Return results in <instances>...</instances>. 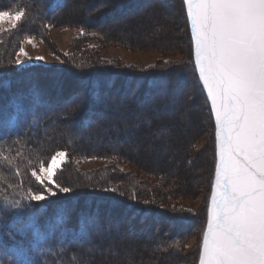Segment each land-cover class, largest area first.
<instances>
[{"label":"trees","instance_id":"1","mask_svg":"<svg viewBox=\"0 0 264 264\" xmlns=\"http://www.w3.org/2000/svg\"><path fill=\"white\" fill-rule=\"evenodd\" d=\"M75 1L78 0H0V11L23 9L25 12L24 21L15 32L12 31L7 36V43L0 48V264H3V253L16 239H19L14 233L15 226L28 223L32 213L37 209L39 218L36 227L47 239L46 248L48 249L34 253L37 264H101L98 261L102 259L100 256L106 255L115 243H117L116 246L121 243L127 249L131 248V242L137 245L138 252L145 251L143 246L152 251L155 257L164 255L166 258L169 254L178 252V244L188 236L191 230L189 225L193 224L189 220L169 214L165 208L142 202L139 197L137 198V194L129 195L128 193L131 192H127L126 182L120 178L122 176L120 173L117 175L116 170L110 172L111 178L109 170L103 175L97 174L100 175L99 178H96V173L88 175L79 173L85 176L82 180L83 177L70 168L69 163L65 166L64 172L69 170L70 177L74 175L77 183H73L72 179L58 182L61 186L70 188L69 193L57 191L55 197H50L48 201L41 202L39 205L34 202L29 205L28 201H22L25 207L20 211L9 207V202L20 199L22 189L38 190L40 188L30 178L29 170H27L33 168L37 160H48L54 151L65 149L78 157L114 156L126 161V143L131 140L130 132L146 126L151 127L154 117L158 119L156 111L154 114H146L147 117L143 122H140L141 118H138L139 120L134 118L135 123H129L134 127L126 134V122L121 121L120 118L126 116L127 107H131V115H135L143 112L139 110L141 100L142 102L155 101L158 107L154 108L155 110L165 109V104L169 102L177 104L180 101V94V97L178 95L176 97L173 93L179 90L178 88L175 90L176 79L183 81L185 77L181 75L177 65L161 66L146 72L130 69L117 71L95 60H89L91 64L89 66L68 61L60 67L50 69L43 67H32L20 71L13 69L11 66L13 52H9L5 46L10 45L14 49L15 41L21 39L20 36L36 35L34 31L37 27L40 28L38 35H44L47 24H59L58 21L64 24V17L60 16L70 10ZM172 1L167 0L164 3L163 0H88L87 5L83 1L81 4L85 5L88 14L83 22L78 24L86 32L96 34L100 32L104 36H110L105 30L110 28L109 25L120 23L118 21L124 24L131 17L142 20L160 8L158 7L160 4L166 5ZM174 1L182 6L185 14L182 1ZM90 10L93 11L89 12ZM69 17L66 16L65 19H71ZM111 20L112 24H109ZM185 21L187 24L186 14ZM24 29L31 32L19 35ZM190 50L192 52L191 42ZM193 72L195 73V70ZM62 75L63 80L66 77L70 78L69 82L79 86L78 89L75 87L62 89L63 85L61 87L58 85L60 87L58 89L57 86L54 88L53 84H51L55 89L53 91L44 87L49 84L50 79H58ZM45 78H48L47 81H43ZM196 83L201 91L199 94L205 98L198 78ZM129 89L133 90L131 95L127 93ZM62 90L64 93L66 91V94H63ZM168 91L172 93L171 97ZM54 92H60L62 95L57 96ZM126 96L130 98L126 99ZM118 97L123 99V107L113 105V100ZM168 109L172 110V106ZM73 110L76 113H73ZM52 123L59 127L71 124L75 126L73 131L86 135L95 131L96 136L102 135L100 128L107 126L108 131L110 126L112 130L104 135L112 139L119 134L122 136V142L119 143L120 145H115L116 150H110L111 152L106 147L100 148L104 144L100 145V140L91 139L89 136L77 142L65 138L63 142H59L60 144H55L58 147L41 146L39 149L37 143L40 138L54 133V130L48 129ZM165 128L161 125L153 133H158L160 129ZM78 143L80 146L94 143L95 150L100 148L98 153L102 155H88L79 151L75 148L79 146ZM75 149L79 151L76 154ZM31 151L34 153L30 154ZM108 152L112 155H105ZM31 155L35 157H26ZM214 172L215 168L212 172L213 176ZM18 176L22 178L23 183L17 182ZM111 180L113 182L118 180L120 185H123L109 190L107 187ZM205 224L206 217L203 228ZM148 240L152 241L149 248L145 245ZM26 242L32 246L33 238L29 235ZM114 253L115 258L118 254ZM199 255L200 250L196 257L197 262ZM111 262L109 264H119L117 259ZM165 262L163 260L158 264H165Z\"/></svg>","mask_w":264,"mask_h":264},{"label":"rangeland","instance_id":"2","mask_svg":"<svg viewBox=\"0 0 264 264\" xmlns=\"http://www.w3.org/2000/svg\"><path fill=\"white\" fill-rule=\"evenodd\" d=\"M83 1L87 5L88 0L75 1L73 7L60 16L61 18L64 17V24L59 22L55 25L47 24L44 35H38L40 28L37 27L34 31L36 35L20 36L21 39L15 41L14 49L10 45L5 46L9 52H13L11 61L13 69L16 71L32 67L50 69L60 67L68 61L84 63L89 66L91 65L89 62L94 60L117 71L130 69L131 71L146 72L161 66L177 65V68H180L181 75L185 77L183 81L176 79L175 90L177 88L179 90L173 93V96H179L180 94V101L177 104L169 102L165 104V109L155 110L154 108H158L155 101L145 100L142 102L141 100V109L139 110L143 111L142 114L144 115L140 113L131 115L132 110L130 109L132 108L127 107L126 116L120 118L121 121L125 120L126 122V134L128 130L130 131L134 127L129 124L135 123L134 118H141L142 121L140 122H143L147 117L146 114H154L156 111L158 119L154 117L151 127L146 126L140 130L130 132L129 137H131V140L126 143V161L114 156L78 157L70 154L65 149H58L49 156L48 160L44 159V162L41 159L37 160L33 168L27 169L30 178L35 182L31 176V171L33 169L38 170L41 162L46 166L51 156L57 151L67 153L64 163L57 170L54 177L57 183L68 179H72L73 183H77L74 175L70 177L69 170L64 172V168L68 163L70 168L78 172V175L79 173L86 175L96 173V178L100 176L97 174L101 173L103 175L107 170H109L111 178L112 174L110 172L116 170L117 175L120 173L122 175L120 178L126 182V190L131 192L128 193L129 195L137 194V198L139 197L142 202L165 208L169 214L184 218L186 221L189 220L193 224L189 225L191 230L188 236L178 244V252L169 254L166 258H164V255L155 257L152 251L150 252L149 249L143 246L142 248L145 251L138 252L136 250L137 245L132 242L131 248L128 247L127 249L121 243L117 246V243H115L114 246L111 245L113 247L106 255L103 254L100 257L106 259V261L108 259L106 264L112 263L111 261L114 262L116 259L119 260V264H158L163 260L166 261L165 264H196V257L201 249L206 228V224L204 228L203 225L205 217L207 222L206 215L211 195L210 189H212L211 184L214 178L212 172L216 165V147L215 129L210 108L206 97L204 98L202 94H199L201 91L196 83L197 74L195 75L196 71L193 72L195 68L192 61L193 54L190 50V42L192 46V41L182 6L173 0L166 5L160 4L158 6L160 8L145 16L142 20L139 19L140 21L136 17L134 19L131 17L124 24H120L122 22L118 21L120 23L109 25L112 22L111 20L108 24L110 28L105 29L110 36H104L100 32L98 34L86 32L78 24L83 22L88 14L85 5L81 4ZM163 1L165 3L167 0ZM181 1L183 5V0ZM183 9L185 11L184 5ZM66 16H70L71 19H65ZM24 19L25 16L18 22L16 28L12 27L10 18H5L3 22H0V48L4 47L7 43V36L12 31L15 32ZM96 24H99L98 21ZM30 32L24 29L19 35ZM26 38H31L35 46L25 43ZM21 47L25 49L31 59L20 57L23 65L18 66L15 60ZM1 52L3 53V51ZM38 56L43 57V60L37 61ZM191 72L193 73L191 74ZM63 78V75L59 80L52 78L48 82L49 84L44 85V87H48V90L52 91L55 89L51 84L54 85V88L57 86L58 89L62 85V89L72 87L78 89L79 86L77 87L76 84L69 82L70 78L66 77L65 80ZM46 79L48 78L43 81H47ZM62 91L63 94H66V91L65 93L64 90ZM127 93H133V90L129 89ZM168 94L171 97L172 93L170 94L168 91ZM56 95H62V93L59 92ZM128 98L130 97L126 96V99ZM112 103L116 107H123L124 105L123 99H120V97L113 100ZM58 106L60 107V105ZM170 106H172V110L168 109ZM72 112L76 113L75 110ZM127 124H129L128 127ZM161 125L166 128L160 129L158 133H153ZM74 127L71 124L63 127L56 126L54 123L50 124L48 129L54 130V133L50 136L41 137L37 143L38 148L55 145L63 142L65 138L77 142L79 139L85 140L89 136L91 139L100 140V145L104 144L100 148L106 147L111 152L110 150H116L117 146L115 145H120L119 143L122 142V136L119 134L112 139L104 135L112 130L110 126L108 131L107 126V128H100L99 131L102 132V135L98 136L94 135L95 131L89 135L75 132L73 131ZM82 145L79 144L75 148L88 155H102L98 153L100 148L97 151L95 150L94 143L84 144L83 147ZM76 149L75 154L79 152ZM109 152L105 155H112ZM32 153L34 152L31 151L30 154ZM32 156L35 157L34 155L26 157L32 158ZM79 176H82V180H84V175ZM112 180L107 187L109 190L123 185H120L119 179L115 182ZM17 182L19 184L23 183L22 178L18 176ZM124 235L126 236V234ZM151 242V240L146 242L147 248L150 247ZM114 252L118 254L117 258L113 257Z\"/></svg>","mask_w":264,"mask_h":264},{"label":"snow or ice","instance_id":"3","mask_svg":"<svg viewBox=\"0 0 264 264\" xmlns=\"http://www.w3.org/2000/svg\"><path fill=\"white\" fill-rule=\"evenodd\" d=\"M183 5L194 68L215 117L218 157L200 264H264V0H183ZM24 15L23 9L0 11V22L10 18L16 28ZM25 43L35 46L31 38ZM22 56L28 57L23 47L16 65H23ZM66 157L57 151L46 166L41 162L33 169L40 190L22 189L9 207L20 211L22 201L39 205L57 190L69 193L54 179ZM38 218L37 209L28 223L15 226L19 239L3 253V264H37L34 253L48 250Z\"/></svg>","mask_w":264,"mask_h":264},{"label":"water","instance_id":"4","mask_svg":"<svg viewBox=\"0 0 264 264\" xmlns=\"http://www.w3.org/2000/svg\"><path fill=\"white\" fill-rule=\"evenodd\" d=\"M184 8H185V14H186V19H187V9H186L185 6H184ZM187 23H188V28H189L190 36H191V26H190V23H189L188 19H187ZM192 54H193V62L195 63V58H194V44H193V43H192ZM196 73H197V77H198V81H199V73H198L197 71H196ZM199 84H200L201 89H202V91H203V93H204V95H205V97H206V99H207V92H206V90L203 89L202 82L199 81ZM207 102H208V105H209V107H210V111H211V103H210V101H209L208 99H207ZM211 114H212V112H211ZM212 119H213L214 129H215V117H214L213 114H212ZM215 146H216V143H215ZM217 162H218V157H217V155H216V164H217ZM215 168H216V167H215ZM214 182H215V174H214L213 184H214ZM212 186H213V185H212ZM211 192H212V191H211ZM210 202H211V195H210V199H209V206H210ZM208 208H209V207H208ZM207 219H208V217H207ZM206 229H207V224H206L205 231H206ZM205 231H204V232H205ZM202 242H203V240H202ZM201 252H202V246H201V250H200V256H199L198 264H200Z\"/></svg>","mask_w":264,"mask_h":264},{"label":"bare ground","instance_id":"5","mask_svg":"<svg viewBox=\"0 0 264 264\" xmlns=\"http://www.w3.org/2000/svg\"><path fill=\"white\" fill-rule=\"evenodd\" d=\"M59 22V21H58ZM59 23H61V21L59 22ZM94 25V24H93ZM191 37V36H190ZM197 74V73H196ZM198 78V77H197ZM210 108V107H209ZM211 112V111H210ZM212 115V114H211ZM213 120V119H212ZM214 124V123H213ZM216 147V146H215ZM215 157H216V153H215ZM215 167H216V165H215ZM214 174H215V172H214ZM213 180H214V178H213ZM212 185H213V183H212ZM211 191H212V189H211ZM208 207H209V205H208ZM207 213H208V211H207ZM208 217V216H207ZM206 224H207V222H206ZM203 240V239H202ZM201 246H202V244H201ZM201 250V249H200ZM200 256V255H199ZM98 261H100V263L101 264H106L107 263V261L104 259V258H102V259H99Z\"/></svg>","mask_w":264,"mask_h":264}]
</instances>
